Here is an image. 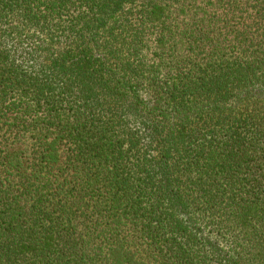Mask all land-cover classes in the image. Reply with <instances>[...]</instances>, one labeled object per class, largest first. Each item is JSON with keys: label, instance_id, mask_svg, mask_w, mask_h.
Instances as JSON below:
<instances>
[{"label": "trees", "instance_id": "1", "mask_svg": "<svg viewBox=\"0 0 264 264\" xmlns=\"http://www.w3.org/2000/svg\"><path fill=\"white\" fill-rule=\"evenodd\" d=\"M0 264H264V0H0Z\"/></svg>", "mask_w": 264, "mask_h": 264}]
</instances>
